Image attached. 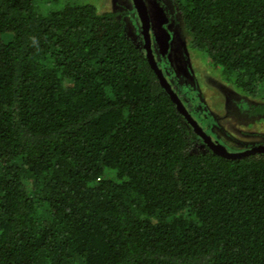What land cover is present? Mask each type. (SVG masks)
Masks as SVG:
<instances>
[{
    "label": "trees",
    "instance_id": "trees-1",
    "mask_svg": "<svg viewBox=\"0 0 264 264\" xmlns=\"http://www.w3.org/2000/svg\"><path fill=\"white\" fill-rule=\"evenodd\" d=\"M174 2L264 120V0ZM143 45L84 0H0V264H264V152L216 153Z\"/></svg>",
    "mask_w": 264,
    "mask_h": 264
},
{
    "label": "rangeland",
    "instance_id": "rangeland-1",
    "mask_svg": "<svg viewBox=\"0 0 264 264\" xmlns=\"http://www.w3.org/2000/svg\"><path fill=\"white\" fill-rule=\"evenodd\" d=\"M146 1L157 55L162 60L160 63L165 66L176 89L185 95L186 106L211 130L214 137L228 142L235 150L264 143V120L250 115L248 111V104L253 100L242 95L233 83L212 70L208 57L202 51L191 47L182 31L180 18L174 12V0ZM84 2L97 5L100 12L110 11L123 16L129 35L134 40L142 41L139 19L133 11L131 0Z\"/></svg>",
    "mask_w": 264,
    "mask_h": 264
},
{
    "label": "water",
    "instance_id": "water-1",
    "mask_svg": "<svg viewBox=\"0 0 264 264\" xmlns=\"http://www.w3.org/2000/svg\"><path fill=\"white\" fill-rule=\"evenodd\" d=\"M136 9L138 11V15L141 21V32L144 38V48L146 49L147 57L158 74V77L162 83V85L166 88L170 96L176 102L179 110L186 116L188 121L192 124L194 130L201 136V138L218 154L227 156V157H240L243 155H248L255 152H264V146H255L253 148L241 151V152H233L226 148L225 145L221 143L215 142L212 137L204 130V127L199 123V121L192 115L184 101H182L178 91L174 89L172 83L167 78L164 73L163 68L159 65L157 58L154 53L153 48V38L151 33V22L150 15L148 12V7L144 0H133Z\"/></svg>",
    "mask_w": 264,
    "mask_h": 264
},
{
    "label": "flooded vegetation",
    "instance_id": "flooded-vegetation-1",
    "mask_svg": "<svg viewBox=\"0 0 264 264\" xmlns=\"http://www.w3.org/2000/svg\"><path fill=\"white\" fill-rule=\"evenodd\" d=\"M144 1H145L146 5H147V1H146V0H144ZM131 3H132L133 11L135 12L136 18H139L138 11H137V9H136V6H135L133 0H131ZM147 7H148V5H147ZM134 8L136 9V11L134 10ZM148 12H149V8H148ZM174 12H175V13L177 14V16L179 17V15H178V13H177V11H176V7H175V6H174ZM149 15H150V13H149ZM150 22H151V17H150ZM139 29H140V37H141L142 42H143V44H144V38H143V35H142V32H141V21H140V18H139ZM182 31H183V28H182ZM151 33H152V32H151ZM152 38H153V48H154L155 56H156V58H157V61H158L159 65L163 68L164 73L166 74L167 71H166V69H165V66H162V65L160 64V62H161L162 60H161V59L159 58V56L157 55V47H156V43H155V37H154L153 35H152ZM166 76H167V78L170 80V82L172 83V86L174 87V89L176 90V86L174 85L175 83H174V81L171 79L170 75H168V73H167ZM176 91H178V90H176ZM178 93H179V92H178ZM188 109L191 110V108H188ZM196 119H197V118H196ZM197 120H198L199 123L204 127V130H205V131H206V132L212 137V139H213L215 142L219 143L220 140H219L217 137H214V135H213V133L211 132V130H210L209 128H207L205 125H203V124L200 122L199 119H197ZM254 147H255V146H254ZM200 148H201V144H200Z\"/></svg>",
    "mask_w": 264,
    "mask_h": 264
}]
</instances>
